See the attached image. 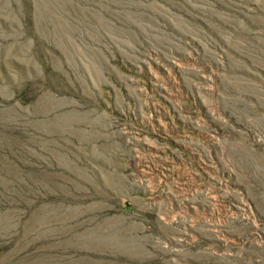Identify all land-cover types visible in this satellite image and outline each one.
<instances>
[{
    "label": "rangeland",
    "instance_id": "rangeland-1",
    "mask_svg": "<svg viewBox=\"0 0 264 264\" xmlns=\"http://www.w3.org/2000/svg\"><path fill=\"white\" fill-rule=\"evenodd\" d=\"M0 264H264V0H0Z\"/></svg>",
    "mask_w": 264,
    "mask_h": 264
}]
</instances>
